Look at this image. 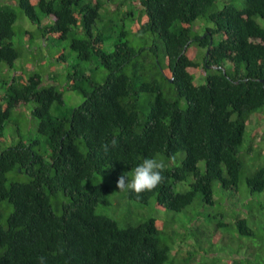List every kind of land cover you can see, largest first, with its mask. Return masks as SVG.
I'll list each match as a JSON object with an SVG mask.
<instances>
[{"label":"trees","instance_id":"16d2710c","mask_svg":"<svg viewBox=\"0 0 264 264\" xmlns=\"http://www.w3.org/2000/svg\"><path fill=\"white\" fill-rule=\"evenodd\" d=\"M15 2L0 8V63L14 70L0 139L31 104L47 150L38 138L0 149V264H264V224L238 198L243 184L263 209L264 163L251 159L264 158V0ZM20 12L37 26L27 40H69L76 64L63 83L15 69ZM66 91L80 103L68 107ZM153 157L162 182L114 197L118 178ZM122 200L152 213L120 221L107 209Z\"/></svg>","mask_w":264,"mask_h":264},{"label":"rangeland","instance_id":"374dc122","mask_svg":"<svg viewBox=\"0 0 264 264\" xmlns=\"http://www.w3.org/2000/svg\"><path fill=\"white\" fill-rule=\"evenodd\" d=\"M4 6H10L19 11L18 6L16 5L15 0H0V8ZM114 7V6H113ZM38 15L41 17V22H46V19L44 17V14L38 12ZM112 16V14L108 15ZM47 22H51L50 20H47ZM105 25H110L109 23H101ZM100 24V25H101ZM15 36L13 38V42L16 46H19L22 49V56L18 58L15 61L16 67L19 72H24L25 75H29L35 71L40 72L42 76H44L43 81H45V76H54L56 78V81L59 83H63L65 81V75L72 71V67L76 64V60L74 57V52L71 50L69 46V40L59 41L55 38H52L50 36H47V40L41 38L40 34L37 33L38 36H35L32 40H27L24 32L28 29L29 31H37V26L33 25L21 12L19 13V17L17 21L15 22ZM37 38L40 40V45L36 42ZM108 47V46H107ZM64 54V55H61ZM64 56V60H63ZM88 67V65H86ZM14 74V70L9 69L7 64L5 62L0 63V90L1 86L3 84V80L7 78H11ZM65 100L67 102L68 107L73 106L77 103H80L82 96L77 93L76 91H66L64 93ZM32 105L28 104L27 106H22L20 108H16L12 111V115L10 117V121H8L7 124H5V129L3 132V138L0 139V149L4 147H8L13 143H17L19 141L27 142L31 138H38L40 141V147L42 150L46 151L47 146L45 143V140L42 136H39L37 134V119L34 118L31 113ZM260 112H254L251 116L254 118V116L258 117ZM259 123V121H258ZM255 126L247 125L246 126V142L244 143V147L241 151L242 155L245 156V159L253 165L252 161H249L253 156L249 152L246 151V148L248 147L252 129ZM256 132H264V117H262V122L260 125H258ZM261 145L264 146V143L262 142ZM246 154H245V153ZM245 154V155H244ZM257 159V163H264L263 157H256L254 156L251 160ZM256 163V162H255ZM256 163V164H257ZM245 185H240V190L242 193V196L239 195V201L243 204L241 206V209L245 211V207L248 205V201L251 202V208L254 210V213H256V222L254 224L251 221V225H255L257 227L264 224V193H262L259 198L261 201H263L262 207L263 209H259V203L257 202V196L255 199L249 200V198L246 200V195H243L245 193L244 191ZM218 189V187H216ZM120 192L117 190V195L114 197H120ZM222 195V193H220ZM223 196V195H222ZM230 196V195H229ZM224 198V197H223ZM229 197L224 198V200L228 199ZM122 199V198H121ZM236 197H232L230 201L235 200ZM245 203V205H244ZM217 210L221 209L220 205H216L215 207ZM139 211L140 213H145V216H148L152 213L151 208H145L141 206L140 204L136 202H129L122 200L121 205H113V208H108L107 211H109L114 216L120 217V221L123 219H128V216L133 214L136 211ZM225 211V209H224ZM165 212H168V214H164ZM163 212V210H156L155 213L157 215H169V217L172 215L169 213V211ZM139 213V214H140ZM154 215V212H153ZM257 222H261V224L257 225ZM224 264V263H221Z\"/></svg>","mask_w":264,"mask_h":264},{"label":"clouds","instance_id":"9594fccd","mask_svg":"<svg viewBox=\"0 0 264 264\" xmlns=\"http://www.w3.org/2000/svg\"><path fill=\"white\" fill-rule=\"evenodd\" d=\"M117 146V140L113 138L108 143L102 145L105 153L110 148ZM165 164L157 158H145L142 163L138 164L130 176L121 175L117 180L119 191L134 192L137 195L151 191L156 188L164 179L162 173ZM38 264H47V259L44 256L38 257Z\"/></svg>","mask_w":264,"mask_h":264}]
</instances>
